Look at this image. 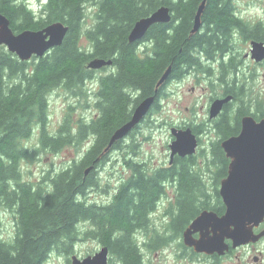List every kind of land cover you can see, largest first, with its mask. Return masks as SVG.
<instances>
[{"label": "trees", "instance_id": "16d2710c", "mask_svg": "<svg viewBox=\"0 0 264 264\" xmlns=\"http://www.w3.org/2000/svg\"><path fill=\"white\" fill-rule=\"evenodd\" d=\"M38 1L40 9L34 10L26 0H0V12L8 17L14 32L39 29L54 21L68 26L62 43L42 57L21 61L0 46V207L14 217L10 239L0 236V264H45L53 252L63 254L66 263L71 264L70 255L74 254L81 223L90 226L81 235L106 245L110 256L121 264H146L136 231L145 234L146 248L167 244L168 238L158 233L150 238L151 231H157L151 230L148 215L165 193V183L175 184L178 179L175 200L191 198L190 205L183 206L187 209L179 212L178 221L180 218L186 221V215L182 214L188 213L187 210L194 211V189L200 187L195 197L209 195L206 186L200 184V173L197 170L189 173L183 167L198 164L197 159L176 157L172 167L161 168L156 174L150 173L153 170L146 169L143 163L124 159L131 174L121 179L112 201L101 205H95L89 198L91 188L100 186L99 169L94 168L107 161L110 154L102 152L112 133L130 118L132 106L153 95L168 66L169 76L158 86V92L164 91L171 80L184 77L188 69L212 71L211 64L215 61L220 79L226 84L224 89H233L236 80L229 84L227 77L237 70V62L233 55L223 58L224 54L231 51L236 32L244 40H264V23L248 24L242 20L233 0H205L201 26L194 33H191L194 15L202 0ZM162 4L169 6L171 20L153 24L141 40L129 42L133 24ZM87 5L93 8L94 22L84 28ZM201 56H205L208 64L201 61ZM93 58L111 59L112 63L109 68H102H107L106 71L99 72L102 69L87 67ZM58 88L74 97L83 92L89 96L93 89L91 100L97 115L73 123L67 113L57 129L50 132L48 94ZM241 90L242 85L238 86L240 97ZM159 109L152 107L151 111ZM244 113L248 110L239 107V117ZM220 118L217 129L222 138L238 132L239 118L235 126L228 125L227 111ZM36 129L38 145L25 144ZM127 137L114 142L111 150L123 149ZM84 142L85 150L71 157L60 170H47L36 182L25 179L22 162L38 159L40 149L56 153ZM92 164L95 167L85 175V169ZM227 164L222 148L212 143L208 165L215 169L223 165L221 175L226 176ZM177 165H182L179 173Z\"/></svg>", "mask_w": 264, "mask_h": 264}, {"label": "rangeland", "instance_id": "374dc122", "mask_svg": "<svg viewBox=\"0 0 264 264\" xmlns=\"http://www.w3.org/2000/svg\"><path fill=\"white\" fill-rule=\"evenodd\" d=\"M26 2L31 8L38 9V3L40 1L26 0ZM233 2L236 12L242 20L248 22V24H255L260 21L264 23V0H233ZM83 22L84 28L90 27L94 22L93 8L90 5H87L86 7V16ZM231 44L233 47L230 49L231 51L229 54L235 57V61L237 62L235 69L237 70L232 72V75L235 77L232 78V75H230L227 77V81L230 84L235 78L237 81L233 84V89L238 92V86L242 85V90L241 97L238 95L235 103L231 105L234 110L230 111V113L236 111V108L241 105V99L244 106L243 108L248 110V113L251 114L257 111L263 112L264 60L261 62H255L249 56L250 42L244 40L237 32L233 35ZM82 45H85L83 38ZM3 49L7 51L5 47ZM200 59L204 61L202 56ZM203 63L208 64L207 62ZM107 68L102 69V71L99 72H104ZM211 68L213 73L212 77L205 74V71L202 72L188 69L189 72L179 85L171 83L166 86L165 92L167 93V96H165L163 100H160V109L152 110L150 117L144 122H142V120V123L140 122L141 124L137 130H131L128 134L132 135L128 136L124 141L125 147L121 150H114L111 152L107 161L98 167L99 170L97 171V175L100 178V186L99 188H91L89 198H94L99 201H107L112 197L115 191L114 189L119 185L121 179H126L131 174L130 169L125 167L124 159L127 160L131 158L139 163H143L145 168L147 167L146 169L149 170L152 169L153 171L150 173L154 172V174H156L161 168H168L167 165L170 154L169 144L172 140L170 134L171 126L175 127L184 123L188 126L200 125L202 123L206 125V128L208 129L197 134L200 141L198 142L195 153L191 156H194L197 159L198 164L202 165V168L199 167L202 172L203 170L211 169L208 165V151L210 150V145L213 143L216 148H221V140L217 138L216 133L211 129L212 126L210 125L211 122L208 120L207 108L209 109L208 106L211 97H215V95L219 94L226 85L225 83L221 84L219 80L215 79L220 75L217 61L211 64ZM93 92L94 90L91 89L88 94L89 96H85L83 92L81 95L75 97L71 96L70 93L63 92L59 88L50 92L47 100L48 130L54 132L67 113L73 123L79 118L89 119L95 117L97 115V110L93 106ZM136 105L132 107H135ZM151 108L149 110H151ZM231 118L232 117L228 116V125L235 126L234 122L231 121ZM25 144L33 146L38 145L37 129L34 131L33 135L25 141ZM86 144L87 143L84 142L77 147H74L73 145L66 146L56 153L51 152L50 150L40 149L38 159L31 162H22L25 179L36 182L45 175L47 170H60L68 163L71 157L77 155L80 151H84L87 147ZM222 166L223 165H220L217 166L216 169L214 168V182L211 178L212 175H207L210 172L205 171V176L207 177L205 192L212 198L217 197L219 194L218 189L220 180L224 177L221 175V171L223 170ZM183 167L188 168L189 173L196 172V170L191 169L192 172L189 165ZM181 169L182 165L176 166L178 173L181 172ZM177 180L175 182V187L172 185L167 186L165 193L160 197L156 204L155 210L150 213L151 229L155 228L158 234L168 238L167 244L161 247L156 246L153 249L146 248L143 245L145 234L142 231H136V237L140 241V246L142 248L143 259L146 264L211 263L209 259H204V262L193 261L191 258L189 259V256H187L188 252L179 248L176 240L171 242V237L167 234L168 232L170 233L167 228L169 225L168 210L170 209V206L173 211L178 208L177 211H174L175 215L170 221V225L174 226L173 228L177 231L178 228L187 224L193 216V211L187 210L188 213L182 214L186 215V221L181 218L178 221L177 218L181 210L187 209L183 208V206L187 205L188 207L190 205V197L184 196L179 198V200L177 198V200H173L170 205V200L175 196L177 191ZM198 189H200L199 186ZM198 189L197 191L195 189L193 190V201L195 200L196 194L199 193ZM183 201L187 203L184 204L185 202ZM193 206L195 208L197 204L193 203ZM13 222L14 217L12 213L0 207V236L2 239L8 240L12 236L14 230ZM81 224L83 227L80 228L81 232L78 235L77 241L74 243V254L79 257H84L99 250L100 244L95 239L86 238L81 235L82 231H85L90 227L88 224H86V226L84 223ZM152 236L154 237L155 233L151 231L150 238ZM148 243H151V239H148ZM230 250H232V252L227 256H223L219 261L220 263L264 264V240H260L256 244H246L236 248H230ZM179 253L181 254V257L178 256ZM255 256L258 257L256 261L254 260ZM113 257L114 256H110L109 254L108 264H121V262H118L117 259ZM65 258L66 256L61 253L53 252L48 257L46 263L68 264L66 263Z\"/></svg>", "mask_w": 264, "mask_h": 264}, {"label": "water", "instance_id": "95a60500", "mask_svg": "<svg viewBox=\"0 0 264 264\" xmlns=\"http://www.w3.org/2000/svg\"><path fill=\"white\" fill-rule=\"evenodd\" d=\"M205 8L202 0L194 15L191 33L199 30L201 14ZM171 12L168 5L162 4L152 13L138 19L132 26L128 41L141 40L150 26L156 23H168ZM68 26L61 21H54L39 29H24L14 32L6 15L0 12V46L21 61H28L33 56L42 57L52 48L60 45L66 35ZM249 56L255 62L264 60V40H251ZM1 62V57H0ZM111 59L93 58L87 67L101 69L110 65ZM168 66L156 83V89L163 84L170 73ZM155 89V91H156ZM155 95L143 98L133 109L130 118L114 130L105 150L114 142L125 138L131 130L140 124L154 102ZM232 95L213 100L209 108V117L213 118L229 102ZM173 136L169 144V162L175 155L180 157L195 153L198 140L190 127H171ZM221 148L229 159L227 174L220 180L218 193L225 207L218 215L213 210H203L185 229L184 243L192 246L196 252L222 256L230 248L257 242L264 236V229L256 233L254 230L264 221V117L256 120L251 115L241 118L238 134L221 140ZM94 165L85 169L88 174ZM199 231V237L193 238L192 232ZM109 251L102 246L93 254L78 257L70 256L71 264H107ZM256 261L257 258L254 257Z\"/></svg>", "mask_w": 264, "mask_h": 264}, {"label": "flooded vegetation", "instance_id": "af4514ba", "mask_svg": "<svg viewBox=\"0 0 264 264\" xmlns=\"http://www.w3.org/2000/svg\"><path fill=\"white\" fill-rule=\"evenodd\" d=\"M235 34V33H234ZM239 35H240V33H238ZM241 36V35H240ZM242 37V36H241ZM251 40H255V39H247V41H251ZM230 54H229V52H227L226 54H224V57L223 58H228V56H229ZM203 57V59H204V61L203 60H201V61H203V62H206L207 60H206V58H205V56H202ZM219 57V56H218ZM107 66H110V65H107ZM107 66H104V67H107ZM109 68V67H108ZM102 69V68H101ZM205 74H208L209 75V77L211 76H213V73H212V71H210V72H204ZM187 75V74H186ZM185 75V76H186ZM184 76V77H185ZM234 76V75H233ZM184 77H182L181 79H179L178 81H170V82H168V84H171V83H174V84H177V85H179L182 81H183V79H184ZM235 77V76H234ZM215 79H217V80H219L220 82H221V84H223V82H222V80L220 79V75L219 76H217V78H215ZM236 80V79H235ZM237 81V80H236ZM235 81V82H236ZM234 82V83H235ZM167 84V85H168ZM230 87H232V84H231V86ZM165 91V90H164ZM164 91H162L161 90V92H158V87H157V89H156V91L154 90V93H153V95H155V98H154V102H153V104H152V106L151 107H160L161 105H160V100H163V98L165 97V96H167V93L166 92H164ZM228 95H232V99L229 101V102H227V103H224L223 104V106H222V109L220 110V112L217 114V116H215V117H213V118H210L209 117V109L207 108V111H208V120H209V122H211V129L216 133V135H217V138L218 139H220V140H222V139H224V138H226V137H228V136H226V137H224V138H222L221 137V135L219 134V131H218V129H217V122L221 119L220 117H221V115H222V113H224L225 111H227V113H228V116L229 117H232L231 118V121H233L234 122V124L236 125L237 124V121H238V118H239V130H240V122H241V118L243 117V116H245V115H251L254 119H256V120H259V119H261V118H263L264 117V115H261V111L260 112H254V114L255 115H253V113H244V114H242L240 117H239V107H244L243 106V104H242V102L240 101V103H241V105L239 106V107H237L236 108V111H234V112H231L230 113V111H232V110H234V109H232V107H231V105L233 104V103H235V101L237 100V91H235L234 89H232V88H229V89H224L223 88V90H221V92L219 93V94H217V95H215V97H211V101H210V104H209V108H210V105H211V103L213 102V100H215V99H217V98H224V97H226V96H228ZM152 112H151V110H149L148 111V113H147V115L143 118V121L142 122H144L145 120H147L149 117H150V114H151ZM230 113V114H229ZM141 122V123H142ZM140 123V124H141ZM139 124V125H140ZM201 126H203V127H201ZM171 127H174V126H171ZM170 127V128H171ZM175 127H177V128H186V127H190L191 128V130H192V132L193 133H195L196 134V137H197V140H198V142L200 141V138L197 136V134L198 133H201V132H204V131H206L208 128H206V125L204 124V123H202V124H200V125H187V124H182V125H178V126H175ZM210 128V127H209ZM239 130H238V132H239ZM238 132L236 133V134H238ZM236 134H232V135H236ZM229 136H231V135H229ZM172 139H173V136H172ZM114 150H111V148H109L108 150H103V152L102 153H109V154H111V152H113ZM205 152V151H204ZM208 154L210 155V150L208 151ZM193 155V154H192ZM209 155H208V158H209ZM110 156V155H109ZM188 156H191V155H188ZM188 156H184V157H188ZM207 156V155H206ZM176 157H180V156H178V155H175L174 157H173V159H172V162H169V160H168V165H167V167L169 168V167H172L173 165H174V159L176 158ZM226 157V156H225ZM228 159V158H227ZM94 162H96V160H94ZM228 162H229V159H228ZM95 164V163H94ZM93 164V165H94ZM228 165V164H227ZM94 167H95V165H94ZM162 167H164V166H162ZM199 167H201L202 168V165H199V164H193V165H190V168H192V169H194V170H197L199 173H200V177H201V181H200V184L201 185H203V187H205L206 186V173H205V171L206 172H210V173H208L207 175H212L211 176V178L213 179V182L215 181V179H214V167L215 166H213V165H210V167H211V169H208V170H203V172L200 170V168ZM98 167H95L94 169L95 170H98L97 169ZM164 168H166V167H164ZM211 172H212V174H211ZM203 176H204V178H203ZM212 182V183H213ZM166 185H165V190L167 189V186L168 185H172L173 187H175V184H173L172 182H166L165 183ZM114 189V188H113ZM115 189H117V187L115 188ZM114 189V190H115ZM177 194V191H176V193H175V195ZM113 197V196H112ZM112 197H110V199H108L107 201H99V200H97V199H94V198H91L92 200V202H95V205H101V203L103 204V203H107V204H109L111 201H112ZM175 197V196H174ZM172 198L171 200H170V205H171V203L173 202V200H175L176 199V197L175 198ZM176 201V200H175ZM201 201V202H200ZM204 201V202H203ZM205 201H207V202H205ZM200 202V203H199ZM203 202V203H202ZM194 203H199V205H197L196 207H195V209H194V211H193V216L191 217V219L188 221V223L187 224H185V225H183L182 227H180V228H178V231L175 229V228H173L174 226H172V225H170V221L172 220V218L174 217V215H175V213H174V211H177V209L178 208H176V209H174V211H173V209L171 208L170 209V213H168V217H169V222H168V230L170 231V233L168 232L167 234L168 235H170V237H171V242L172 241H177V244H178V247L179 248H182L184 251H187L188 253V255L187 256H189V259L191 258L193 261H203L204 262V259H209L210 260V262L211 263H199L198 262V264H223V263H220L219 261L223 258V256H227L228 254H230L231 252H232V250H230V251H228L226 254H224V255H222V256H218V255H216V254H205V253H203V252H196L195 250H194V248L192 247V246H188V245H186L185 243H184V236H183V233H184V231H185V229L188 227V225H189V223L196 217V216H198L203 210H213V211H215L218 215H220V214H222L223 212H224V209H225V207H224V205H223V202H222V199H221V197H220V195L218 194V196L217 197H215V198H212V197H210V195H208V196H198V197H195V200H194ZM206 203H209L210 205H205ZM153 211H149L148 212V215L150 214V213H152ZM157 229V228H156ZM264 229V221L259 225V227L258 228H255V232L256 233H258L259 231H261V230H263ZM151 230H153V231H156L155 230V228L153 229H151ZM176 230V231H175ZM154 233H158V232H154ZM191 236L193 237V238H198L199 237V231H194V232H192V234H191ZM169 237V238H170ZM260 240H264V236H262L257 242H259ZM170 242V241H169ZM257 242H254V243H249V244H256ZM248 245V244H247ZM101 246H103V245H100V247ZM181 249V250H182ZM178 256L179 257H181V254L179 253L178 254ZM256 258H258L257 256H255ZM108 264V263H107ZM119 264V263H118Z\"/></svg>", "mask_w": 264, "mask_h": 264}]
</instances>
